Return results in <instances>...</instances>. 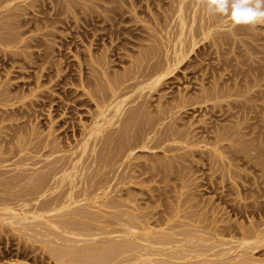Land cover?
Returning <instances> with one entry per match:
<instances>
[{"label":"rangeland","instance_id":"obj_1","mask_svg":"<svg viewBox=\"0 0 264 264\" xmlns=\"http://www.w3.org/2000/svg\"><path fill=\"white\" fill-rule=\"evenodd\" d=\"M97 1L0 0V173L3 172L0 175V262L88 264L92 258L90 264H166L164 255H169L168 250H176L174 255L186 258H178V255L175 258L171 253L176 262L170 263L169 256L167 264H205L207 261L227 264L228 260L264 264V24L231 28L226 17L209 13L201 0ZM71 6L77 7L72 9ZM180 10L185 17L180 18ZM97 11L104 13L101 22L98 20L101 24L95 22L99 16H94ZM100 25L106 30L102 27L99 30ZM106 51L111 53H108L109 66L105 64L104 81L92 68ZM180 52L189 54L185 58L188 65H174ZM151 71L156 74L148 77ZM166 73L162 81L156 83L157 90H146L153 79ZM93 75L96 77L90 88L87 78ZM110 77L114 78L113 83ZM122 77L128 80L124 83ZM134 78L140 81L129 89L130 96L127 93L129 98L123 104L125 111L130 108L136 113L129 111L134 114L128 112L130 117L125 121L117 112L119 98L115 100L110 96L111 90L107 92L117 81L115 87L135 81ZM107 81L113 86L109 87L112 84L108 85ZM212 86L229 88L230 96L195 100V96L210 93ZM89 90L97 95L102 90L101 103L105 105L93 102L86 94ZM82 97L84 101L78 104ZM101 107L109 109L108 116L115 124L111 122L104 128L106 123L102 122L104 126L99 128L102 132L94 121V114ZM226 109L230 110L224 112ZM92 125L94 129L91 128L88 135ZM110 130H114V134ZM218 131L230 136L226 135L229 137L221 141L217 138ZM160 134L164 142L157 141ZM117 135H122V139ZM86 136L90 137L89 141ZM117 139H121L120 145L123 139L126 141L123 148L120 147L122 152L118 150ZM85 140L89 143L87 150L80 148L81 143L85 146ZM156 141L160 145L157 146ZM40 147L43 150L39 152ZM114 147H118L117 150ZM19 156L24 158L19 159ZM60 157H64L61 162L65 163L61 164L60 160L54 163ZM16 158L20 162H16ZM43 174L47 177L39 178ZM79 176L84 178L80 181ZM112 177L116 179L111 180ZM71 195L75 197L72 201ZM47 200L45 206L42 202ZM78 209L80 213H87L77 215ZM122 212L126 218L121 217ZM134 216L140 223H136ZM124 219L133 222L132 225L142 224L145 219L142 226L148 225V228L140 230V234L137 227L125 224ZM84 225L88 229L80 230ZM119 240L134 244L133 249L117 253L123 251ZM113 245L121 248L118 246L115 251ZM82 248H91L92 257L85 258L89 260L85 263L79 262L80 257H77L82 254L86 257L83 252L86 249L81 251ZM105 248L110 251H103L105 255L99 258V252ZM139 253L142 255L138 256ZM189 255H193V259ZM82 257L81 261H85ZM111 257V261L108 260Z\"/></svg>","mask_w":264,"mask_h":264},{"label":"bare ground","instance_id":"obj_2","mask_svg":"<svg viewBox=\"0 0 264 264\" xmlns=\"http://www.w3.org/2000/svg\"><path fill=\"white\" fill-rule=\"evenodd\" d=\"M26 1H27V0H26ZM29 1H30V0H29ZM98 1H99V0H98ZM98 1H97V2H98ZM102 1H103V0H102ZM1 2H2V1H1ZM59 2H60V1H59ZM78 2H79V1H78ZM99 2H100V1H99ZM24 4H25V3H24ZM24 4H23V5H24ZM69 4H70V3H69ZM72 4H73V3H72ZM17 5H18V4H17ZM56 5H57V4H56ZM86 5H87V4H86ZM60 6H61V4H60ZM65 6H66V5H65ZM69 7H70V6H69ZM71 7H72V9H73V8H76L77 6H76V7L71 6ZM89 7H90V6H89ZM21 8H22V7H21ZM63 8H65V7H63ZM67 8H68V6H67ZM85 8H86V7H85ZM182 8H183V7H181V9H182ZM6 9H7V8H6ZM9 9H10V8H9ZM12 9H13V8H12ZM25 9H26V8H25ZM56 9H57V8H56ZM61 9H62V6H61ZM68 9H69V8H68ZM77 9H78V8H77ZM83 9H84V8H83ZM94 9H95V8H94ZM101 9H102V8H101ZM63 10H65V9H63ZM70 10H71V9H70ZM75 10H76V9H75ZM113 10H114V9H113ZM184 10H185V9H184ZM9 11H10V10H9ZM18 11H19V10H18ZM65 11H66V10H65ZM91 11H92V10H91ZM103 11H104V10H103ZM111 11H112V10H111ZM163 11H164V10H163ZM166 11H167V10H166ZM7 12H8V11H7ZM60 12H61V11H60ZM71 12H72V11H71ZM82 12H83V11H82ZM99 12H101V11H99ZM116 12H117V11H116ZM84 13H85V11H84ZM86 13H87V12H86ZM96 13H97V14H94V16H95V15H96V16L99 15L98 17L95 16L96 19L98 18L97 20H95V22L97 23L98 20L100 21V20L103 19V17H104L103 14H104V13H102V12H101V13H98V11H97ZM110 13H111V12H110ZM122 13H123V12H122ZM165 13H166V12H165ZM183 13H185V12L183 11ZM9 14H10V13H9ZM82 14H83V13H82ZM167 14H168V13H167ZM179 14H180V18L184 16V14H183V16H182V10H180V13H179ZM3 15H4V14H3ZM5 15H7V14H5ZM58 15H59V14H57V16L55 15L56 18L58 17ZM61 15H62V14H61ZM86 15H87V14H86ZM89 15H91V14H89ZM89 15H88V16H89ZM100 15L102 16V18H99ZM115 15H116V14H115ZM68 16H69V15H68ZM70 16H71V15H70ZM88 16H87V17H88ZM108 16H109V15H108ZM108 16H105V18L108 17ZM118 16H119V15H118ZM121 16H122V15H121ZM185 16H186V15H185ZM185 16H184V17H185ZM4 17H5V16H4ZM75 17H76V16H75ZM77 17H78V16H77ZM92 17H93V16H92ZM95 17L93 18V20L95 19ZM1 18L3 19V16H1ZM66 18H67V17H66ZM83 18H84V16H83ZM110 18H111V17H110ZM52 19H53V18H52ZM67 19H68V18H67ZM111 19H112V18H111ZM215 19H216V18H215ZM217 19H218V18H217ZM219 19H220V18H219ZM0 20H1V19H0ZM58 20H59V19H58ZM86 20H87V19H86ZM90 20H91V19H90ZM93 20H92V21H93ZM106 20H107V19H104L103 21H106ZM209 20H210V19H209ZM47 21H48V20H47ZM51 21H52V20H51ZM51 21H50V22H51ZM84 21H85V20H84ZM92 21H91V22H92ZM99 21H98V23L101 22V21H100V22H99ZM114 21H115V20H114ZM211 21H212V20H211ZM3 22H5V21H3ZM43 23H44V22H43ZM92 23L94 24V22H92ZM110 23H111V22H110ZM215 23H216V22H215ZM1 24H2V23H1ZM100 24H101V23H100ZM105 24H106V23H105ZM105 24H104V25H105ZM116 24H117V23H116ZM82 25H83V24H82ZM88 25H89V24H88ZM94 25H95V24H94ZM18 26H19V25H18ZM108 26H109V25H108ZM117 26H119V25H117ZM84 27H85V26H84ZM98 27H99V30H100V28L102 27V25H100V26H98ZM104 27H105V26H104ZM43 28H45V27H43ZM102 28H103V27H102ZM111 28H112V27H111ZM242 28H243V26H242ZM53 29H54V28H53ZM95 29H96V27H95ZM103 29H104V28H103ZM120 29H121V28H120ZM0 30H1V28H0ZM101 30H102V29H101ZM104 30H106V29H104ZM108 30H111V29H108ZM116 30H117V29H116ZM11 32H12V30H11ZM47 32H48V31H47ZM96 32H98V30H97ZM108 32H109V31H108ZM112 32H113V29H112ZM239 32H240V31H239ZM49 33H50V32H49ZM149 33H150V32H149ZM93 34H94V33H93ZM97 34H98V33H97ZM13 35H14V34H13ZM37 35H38V34H37ZM44 35H45V34H44ZM90 35H91V34H90ZM100 35H101V34H100ZM46 36H47V34H46ZM0 37H1V36H0ZM3 37H4V36H3ZM6 37H7V36H6ZM33 37H34V36H33ZM38 37H39V36H38ZM38 37H37V38H38ZM147 37H148V36H147ZM17 38H18V37H17ZM17 38H16V39H17ZM84 38H85V37H84ZM87 38H88V37H87ZM0 39H1V38H0ZM24 39H25V38H24ZM24 39H22V40H24ZM39 39H40V38H39ZM90 39H91V38H90ZM101 39H102V38H101ZM2 40H3V39H2ZM6 40H7V39H6ZM6 40H3V41H6ZM13 40H15V39H13ZM28 40H29V39H28ZM45 40H46V38H45ZM10 41H11V40H10ZM16 41H17V40H16ZM19 41H20V39H19ZM19 41H18V42H19ZM41 41H42V39H41ZM93 41H94V40H93ZM89 42H90V41H89ZM39 44H40V43H39ZM90 44H91V43H90ZM45 46H46V45H45ZM118 46H119V45H118ZM86 48H89V47H86ZM115 48H116V46H115ZM5 49H6V48H5ZM5 49H4V50H5ZM47 49H48V48H47ZM131 49H133V48H131ZM6 50H7V49H6ZM90 50H91V49H90ZM107 50H108V49H107ZM121 50H122V49H121ZM2 51H3V50H2ZM7 51H9V50H7ZM113 51H115V50H113ZM116 51H117V50H116ZM116 51H115V52H116ZM15 52H16V51H15ZM15 52H14V53H15ZM46 52H47V51H46ZM102 52H103V51H102ZM106 52H107V51H106ZM117 52H118V51H117ZM108 53H111V52L109 51V52H107L104 56H102L101 59L98 60V62H97L98 65L95 66L94 68H92V70L99 72V73H97L98 76H99V74H100V75L104 78V81H105V79H106V78H105V73L107 72V71L105 72V70L107 69V68L105 67V64L108 65V63H109V59H108V58H109V55H110V54L108 55ZM176 53H177V52H176ZM183 53H184V52H183ZM24 54H25V53H24ZM46 54H47V53H46ZM127 54H128V53H127ZM180 54H181L180 57L177 58L175 62H173V63H175L174 65L177 66V65H179V64H181V63H184L185 66L188 65L189 62H187V60H186L185 58H187L189 54L187 53V55H186V52H185V54H182V53L180 52ZM18 55H19V53H18ZM21 55H22V54H21ZM31 55H32V54H31ZM43 55H44V54H43ZM84 55H85V54H84ZM89 55H90V54H89ZM100 55H101V54H100ZM112 55H113V54H112ZM97 56H98V55H97ZM177 56H178V55H177ZM34 57H35V56H34ZM41 57H42V56H41ZM44 57H45V56H43V58H44ZM98 57H100V56H98ZM22 59H24V58H22ZM32 59H33V58H32ZM41 59H42V58H41ZM45 59H46V58H45ZM110 60H111V59H110ZM135 60H136V59H135ZM32 61H33V60H32ZM42 61H43V60H42ZM113 61H114V60H113ZM172 61H173V60H172ZM90 62H91V61H90ZM133 62H135V61H133ZM139 62H140V61H139ZM168 62H169V60H168ZM54 63H55V62H54ZM77 63H78V61H77ZM79 63H80V62H79ZM147 63H148V62H147ZM147 63H145V64H147ZM170 63H171V61H170ZM58 64H59V63H58ZM110 64H111V62H110ZM137 64H138V63H137ZM139 64H140V63H139ZM167 64H168V63H167ZM167 64H166V65H167ZM55 65H56V64H55ZM94 65H95V64H94ZM140 65H141V64H140ZM168 65H170V64H168ZM77 66H79V64H78ZM80 66H81V65H80ZM108 66H109V65H108ZM162 66H163V65H162ZM60 67H61V66H60ZM138 67H139V65H138ZM141 67H142V66H141ZM167 67H168V66H167ZM171 67H172V66H171ZM150 68H151V67H149V70H151ZM153 68H154V67H153ZM159 68H160V67H159ZM79 69H80V68H79ZM81 69H82V68H81ZM81 69H80V70H81ZM132 69H133V68H132ZM136 69H137V68H136ZM144 69H145V68H144ZM57 70H58V68H57ZM108 70H109V68H108ZM145 70H146V69H145ZM152 70H154V69H152ZM170 70H171V69H170ZM75 71H76V70H75ZM139 71H140V70H139ZM155 71H156V70H155ZM155 71L148 72V73H150L151 75L149 76V74H148L147 76H148V77H151L152 74H153V75H154V73L156 74ZM158 71H159V70H157V72H158ZM111 72H112V71H111ZM114 72H115V71H114ZM124 72H125V70H124ZM126 72H127V71H126ZM135 72H136V70H135ZM137 72H138V71H137ZM140 72L144 73L142 70H141ZM58 73H60V72H58ZM79 73H81V72H79ZM91 73H92V72H91ZM95 73H96V72H95ZM108 73H109V72H108ZM118 73H119V72H118ZM167 73H170V71L167 72ZM167 73H166L165 75H161L162 77H158V79H155V81H154V79H153V82H152V83L150 82V84H148V85L146 86V90H148V92H149V91L152 92V91L157 90V89H158V87H156V86H158L157 84H158L160 81H162L163 77L166 76ZM62 74H63V73H62ZM97 74H96V75H97ZM121 74H122V73H121ZM134 74H136V73H134ZM82 75H83V74L80 75V78H81ZM109 75H110V74H109ZM122 75H123V74H122ZM122 75H121V76H122ZM136 75H137V74H136ZM136 75H135V76H136ZM144 75L146 76V74H144ZM58 76H60V75H58ZM101 76H100V77H101ZM111 76H112V75H111ZM118 76H120V75L118 74ZM124 76H125V74H124ZM124 76H123V77H124ZM126 76H127V75H126ZM137 76H138V75H137ZM142 76H143V74H142ZM147 76H146V77H147ZM83 77H84V76H83ZM86 77H87V75H86ZM95 77H96V76L93 75V76L87 78V81H88V84H89L90 88H91V84L94 83ZM102 77H101V78H102ZM108 77H109V76H108ZM123 77H122V78H123ZM143 77H144V76H143ZM119 78L121 79V77H119ZM119 78H118V79H119ZM125 78L127 79V77H125ZM136 78H137V77H136ZM220 78H221V77H220ZM98 79H99V78H98ZM98 79H97V80H98ZM111 79H114V78H111V77H110V81H111ZM120 79H119V81L121 82L122 80H120ZM73 80H74V79H73ZM82 80H83V78H82ZM82 80H81V81H82ZM84 80H85V79H84ZM99 80H100V79H99ZM123 80H124V78H123ZM127 80H128V79H127ZM127 80H124V83H125ZM134 80H135V78H134ZM218 80H219V79H218ZM57 81H58V80H57ZM81 81H80V82H81ZM85 81H86V80H85ZM101 81H103V79H102ZM113 81H114V80H113ZM139 81H140V80H139ZM139 81L135 80V81H132V82H130V83H127V84H125V85H123V86H117V87H115V85L118 84V83H117L118 81H117V82H116V80L114 81V84H115V82H116V84H115L114 86H113V84H112V83H113L112 81H111L112 83L110 82L112 85L107 81V82H108L107 84H108V85H109V84L111 85V86H109V87H112V86H113L112 89H111V88L108 89L109 92H107V93H110V90H111V93H110V94H111V95H110L111 98H113V99H115V100H116L117 98H119V100L117 99V100L119 101V106H118V108H117V112L121 113V115H123V116L125 117V118L123 117V119H125V121H126V119L129 120L130 114L133 116L134 112L136 113V110L134 111V109H132V110L130 111V108H128V110L126 109V111H125V110H124V107H125V106H124L123 103H124V102L126 101V99H128L129 96H130V94L128 93V92H130L129 89H130V88L133 89V87H136V85L139 83ZM72 82H73V81H72ZM76 82H77V80H76ZM76 82H75V84H76ZM214 82H215V81H214ZM124 83H123V84H124ZM156 83H157V84H156ZM1 84H2V83H1ZM55 84H56V83H55ZM57 84H58V83H57ZM67 84H69V83H67ZM75 84H74V85H75ZM78 84H79V83H78ZM97 84H98V83H97ZM97 84H96V85H97ZM99 84H101V83H99ZM104 84H106V82H105ZM107 84H106V85H107ZM120 84L122 85V83H120ZM120 84H119V85H120ZM60 85H61V83H60ZM80 85L82 86L81 83H80ZM96 85L94 84V86H96ZM213 85H214V84H213ZM92 86H93V85H92ZM204 86H205V85H204ZM220 86H221V85H220ZM83 87H85V86L83 85ZM103 87H104V85H102V89H103ZM109 87H108V88H109ZM144 87H145V86H144ZM212 87H213V86H212ZM38 88H39V87H38ZM72 88H73V87H72ZM95 88H96V87H95ZM95 88H94V90H95ZM99 88L101 89V86H100ZM156 88H157V89H156ZM202 88H203V87H202ZM47 89H48V88H47ZM47 89H46V90H47ZM52 89H53V88H52ZM82 89H83V88H82ZM88 89H89V88H88ZM210 89H212V88H210ZM226 89H227V88H226ZM226 89H224V88H222V87H219V86H218V87L215 86V87H213L212 91H208V92H210V93H208V94H207V93H206V94L204 93V94H201V95H199V96H197V97L195 96V100L197 101V99H200V101H201V100H205V101H206V100H208V99H212L213 96H214V97L216 96L217 98H219V97H221V96H225V95H227V96L229 95V96H230V94H228V93H229V91H228L229 88L227 89V91H226ZM73 90H74V89H73ZM92 90H93V89H92ZM97 90H98V89H97ZM106 90H107V89H106ZM35 91H37V90L35 89ZM35 91H34V92H35ZM38 91H39V90H38ZM42 91H43V89H42ZM81 91H82V90H81ZM85 91H87V90H85ZM143 91H144V90H143ZM44 92H45V91H44ZM49 92H50V91H49ZM51 92H52V90H51ZM53 92H54V90H53ZM53 92H52L51 94H53ZM68 92H69V91H68ZM71 92H72V91H71ZM83 92H84V91H82V94L85 93V92H84V93H83ZM100 92H101V94H99V92H98V95H99V96L96 94L97 92L95 93V92H92V91H90V90H89L86 94H87V96H89V97L91 98V100H92L93 102L95 101L96 104L98 105V103L100 104V103L103 101V100L101 101V99L104 98V97L101 96L103 91L101 90ZM37 93H38V92H37ZM40 93H41V92H40ZM69 93H70V92H69ZM76 93H77V91H76ZM78 93H79V92H78ZM104 93H105V92H104ZM107 93H106V94H107ZM127 93H128L129 96L127 95ZM28 94H29V93H28ZM46 94H47V93H46ZM54 94H55V93H54ZM66 94H67V92H66ZM74 94H75V93H74ZM82 94H81V95H82ZM24 95H25V94H24ZM35 95H36V94H35ZM44 95H45V94H44ZM69 95H70V94H69ZM77 95H79V94H77ZM84 95H85V94H84ZM104 95H105V94H104ZM59 96H60V95H59ZM85 96H86V95H85ZM106 96H107V95H105V97H106ZM127 96H128V97H127ZM139 96H140V94H139ZM61 97H62V96H61ZM66 97H67V96H66ZM107 97H108V96H107ZM25 98H26V97H25ZM82 98H83V97H82ZM90 98H89V99H90ZM182 98H184V97H182ZM190 98H191V97H190ZM190 98H189V99H190ZM51 99H52V98H51ZM68 99H69V97H68ZM187 99H188V98H187ZM65 100H66V99H65ZM77 100H78V99H77ZM91 100H90V101H91ZM181 100H182V99H181ZM195 100H193V101H195ZM83 101H84V98H83L82 100H80V101L78 102V104L81 103V102H83ZM104 101L106 102L107 100H104ZM118 101H117V102H118ZM200 101H199V102H200ZM228 101H229V100H228ZM234 101H235V100H234ZM240 101H241V100H240ZM66 102H67V101H66ZM85 102H86V101H85ZM191 102H192V101H191ZM229 102H231V101H229ZM61 103H63V102H61ZM68 103H69V101H68ZM75 103H76V101H75ZM180 103H181V102H180ZM226 103H227V102H226ZM231 103H232V102H231ZM233 103H234V102H233ZM65 104H67V103H65ZM73 104H74V102H73ZM101 104H102V103H101ZM103 104H104V103H103ZM103 104H102V106H103ZM140 104H143V103H140ZM185 104H186V103H185ZM223 104H224V103H223ZM228 104H229V103H228ZM243 104H244V102H243ZM70 105H71V104H70ZM104 105H105V104H104ZM136 105H137V104H136ZM177 105H178V104H177ZM236 105H237V104H236ZM236 105H235V106H236ZM238 105H241V104H238ZM245 105H246V104H245ZM182 106H183V105H182ZM213 106H214V105H213ZM218 106H219V105H218ZM73 107H74V105H73ZM76 107H77V106H76ZM106 107H107V106H106ZM177 107H178V106H177ZM220 107H221V106H220ZM239 107H241V106H239ZM65 108H66V107H65ZM68 108H69V107H68ZM101 108H103V109H101ZM101 108H100V111L97 110V111H98V115H96L97 111H96V112L94 111V112H95L94 116H96V118L94 119V121H95V123H97V124H96L97 129L101 128L100 125H102V122H103V124L106 123L105 126L102 125V127L104 126V128H105L106 126L109 127L110 124H111V122H112V121H111L112 118H109V116H108V115H109V114H108L109 109H107V108L104 109L105 107H101ZM141 108H142V107H141ZM212 108H213V107H212ZM214 108H215V107H214ZM214 108H213V109H214ZM72 109H73V108H72ZM79 109H80V108H79ZM164 109H165V108H164ZM215 109H216V108H215ZM215 109H214V110H215ZM227 109H228V108H227ZM227 109H226L224 112L230 110V109H229V110H227ZM241 109H242V108H241ZM68 110H69V109H68ZM73 110H74V109H73ZM162 110H163V109H162ZM220 110H222V107L220 108ZM233 110H234V108H233ZM87 111H88V110H87ZM129 111H130V112L134 111V112H133V114H132V113H130ZM137 111L139 112L140 109H138ZM210 111H211V110H210ZM218 111H219V110H218ZM63 112H65V111H63ZM128 112H129L130 114H129ZM138 112H137V114H138ZM140 112H141V111H140ZM166 112H167V111H166ZM232 112H233V111H232ZM92 113H93V112H92ZM142 113H143V111H142ZM212 113H213V110H212ZM67 114H68V112H67ZM75 114H76V113H75ZM106 114H107V116H106ZM217 114H218V113H217ZM224 114H225V113H224ZM228 114H229V113H228ZM231 114H232V113H231ZM62 115H63V114H62ZM68 115H69V114H68ZM68 115H66V116H68ZM142 115H143V114H142ZM221 115H222V114H221ZM229 115H230V114H229ZM232 115H233V114H232ZM232 115H231V116H232ZM70 116H71V114H70ZM98 116H102V118H101V117L99 118ZM92 117H93V114H92ZM92 117H91V118H92ZM140 117H141V116H140ZM145 117H146V116H145ZM157 117H158V116H157ZM108 118H109V119H108ZM134 118H137V116L135 115ZM134 118H132V119L134 120ZM149 118H150V117H149ZM149 118H147V119H149ZM92 119H93V118H92ZM104 119H105V122H104V121H101V120H104ZM106 120H107V122H106ZM133 120H132V121H133ZM139 120H140V119H139ZM149 120H150V119H149ZM158 120H159V119H158ZM97 121H98L99 123L101 122V124L98 125V122H97ZM125 121H124V122H125ZM130 121H131V120H130ZM141 121H142V120H141ZM143 121H144V120H143ZM150 121H151V120H150ZM51 122H52V121H51ZM51 122H50V123H51ZM124 122H123V123H124ZM239 122H240V121H239ZM52 123H53V122H52ZM52 123H51L50 125H52ZM93 123H94V122H93ZM112 123H113V122H112ZM117 123H118V122H117ZM119 123H120V122H119ZM123 123H122V124H123ZM125 123H126V122H125ZM134 123H135V120H134ZM141 123H142V122H141ZM113 124H114V123H113ZM122 124H121V125H122ZM126 124H128V123H126ZM88 125H89V124H88ZM88 125H87V126H88ZM94 125H95V124H94ZM94 125H92V127H90V130H89V134H88V135L91 134L90 131H91V128H93ZM114 125H115V124H114ZM118 125H119V124H118ZM121 125H120V129L122 128ZM136 125H137V124H136ZM151 125H152V124H151ZM234 125H235V124H234ZM52 126H53V125H52ZM87 126H86V127H87ZM90 126H91V125H90ZM98 126H99V127H98ZM112 126H113V125H112ZM126 126H127V125H126ZM139 126H140V125H139ZM123 127H124V126H123ZM132 127H134V126H132ZM136 127H137V126H136ZM234 127H235V126H234ZM234 127H232V129H233ZM237 127H238V123H237ZM31 128H32V127H31ZM33 128H34V127H33ZM118 128H119V127H118ZM125 128H126V127H125ZM138 128H139V127H138ZM145 128H146V127H145ZM154 128H155V126H154ZM154 128H152V129L154 130ZM51 129H52V127L50 128V130H51ZM85 129H86V128H85V126H84V129H83V130H85ZM88 129H89V128H88ZM93 129H94V128H93ZM93 129H92V130H93ZM101 129H102V128H101ZM115 129H117V128L115 127ZM120 129H119V130H120ZM174 129H175V128H174ZM27 130H28V128H27ZM33 130H34V129H33ZM36 130H37V128H36ZM39 130H40V129H39ZM52 130H53V129H52ZM99 130H100V129H99ZM103 130H104V129H103ZM123 130H124V128H123ZM125 130H126V129H125ZM125 130H124V131H125ZM127 130H128V129H127ZM144 130H145V129H144ZM236 130H237V129H236ZM240 130H241V129H240ZM17 131H18V130H17ZM93 131H94V130H93ZM100 131L102 132V130H100ZM100 131H98V133H101ZM104 131H106V130H104ZM110 131H111V130H110ZM117 131H118V130H117ZM132 131H133V130H132ZM137 131H138V130H137ZM137 131H135V132H137ZM139 131H140V129H139ZM142 131H143V129H142ZM145 131H146V130H145ZM165 131H166V130H165ZM216 131H217V130H216ZM220 131H221V130H220ZM232 131H233V130H232ZM24 132H25V131H24ZM30 132L33 133L32 131H30ZM30 132H29V133H30ZM84 132H85V131H84ZM112 132H114V130H112L111 133H112ZM135 132H134V133H135ZM154 132H155V130H154ZM158 132H159V131H158ZM167 132H168V131H167ZM169 132H170V131H169ZM218 132H219V131H218ZM230 132H231V131H230ZM235 132H236V131H235ZM1 133H2V132H1ZM21 133H22V132H21ZM25 133H26V132H25ZM52 133H53V132H52ZM85 133H86V132H85ZM87 133H88V132H87ZM96 133H97V132H96ZM107 133H108V132H107ZM115 133H116V132H115ZM118 133H120V132L118 131ZM126 133H127V132H126ZM165 133H166V132H165ZM226 133H227V132H225V133H223V132L220 133V132H219L218 134L216 133V134L218 135L217 138H219V139L221 138V141H222V138H224V139H225V138H228L230 135H229V134H226ZM228 133H229V132H228ZM231 133H232V132H231ZM36 134L38 135V133H36ZM83 134H84V133H83ZM109 134H110V132H109ZM112 134H114V133H112ZM120 134H121V133H120ZM137 134H138V133H137ZM86 135H87V134H86ZM104 135H105V138H106V134H104ZM104 135H103V136H104ZM118 135H119V134H118ZM118 135H117V136H118ZM129 135L131 136V134H129ZM133 135H134V134H133ZM226 135H229V136L226 137ZM237 135H238V134H237ZM25 136H26V135H25ZM83 136H84V135H83ZM101 136H102V134L100 135V137H101ZM121 136H122V135H121ZM121 136H120V137L118 136V137L122 139ZM139 136H140V135H139ZM143 136H144V135H143ZM165 136H166V135H165ZM233 136H234V135H233ZM29 137H31V136H29ZM86 137H88V141H89V138H90V137H89V136H86ZM118 137H117V138H118ZM124 137H125V139H126V135H125ZM124 137H123V138H124ZM132 137L134 138V136H132ZM135 137H136V136H135ZM166 137H167V136H166ZM185 137H186V136H185ZM231 137H232V135H231ZM237 137H238V136H237ZM240 137H242V136H240ZM32 138H33V140H32V139H31V140L34 141V140H35V139H34L35 137L32 136ZM84 138H85V137H84ZM127 138L129 139L130 137H128V135H127ZM137 138H138V136H137ZM139 138L141 139L142 137H139ZM139 138H138V139H139ZM162 138H163V137H162ZM217 138H216V139H217ZM43 139H44V138H43ZM43 139H42V141H43ZM85 139H86V138H85ZM94 139H96V138L94 137ZM110 139H111V138H110ZM113 139H114V138H113ZM121 139H119V140H121ZM125 139H123L124 141L122 142V144H123L124 142H126ZM138 139L135 138V140H138ZM142 139H143V138H142ZM152 139H153V138H152ZM152 139H151V141H152ZM157 139H158V137H157ZM164 139H165V138H164ZM184 139H185V138H184ZM230 139H231V138H230ZM233 139H234V138H233ZM29 140H30V139H29ZM119 140L117 139L118 142H116V143L119 144ZM126 140H127V139H126ZM155 140H156V138H155ZM160 140H163V139H161V134H160L159 140H157V141L159 142ZM182 140H183V139H182ZM235 140H236V139H235ZM42 141H39V142L41 143ZM44 141H45V140H44ZM47 141H48V140H47ZM51 141H52V140H51ZM51 141H49V142H51ZM53 141H54V140H53ZM53 141H52V142H53ZM78 141H79V140H78ZM88 141L85 140V142H86L85 146H83L84 144L81 143L82 146H81V147L79 146V147H80V148L83 147V149H84V147H85V150H87L86 147L89 146V145H88V144H89ZM108 141H109V140H108ZM115 141H116V138H115ZM140 141H141V140H140ZM140 141L138 140V142H140ZM142 141H143V140H142ZM157 141H156V143H155L156 145H157ZM28 142H29V141H28ZM30 142H31V141H30ZM36 142H38V141H36ZM36 142H34L35 145H37ZM49 142H48V143H49ZM81 142H82V141H81ZM83 142H84V141H83ZM96 142H97V141H96ZM99 142H100V141H99ZM105 142H106V141H105ZM130 142H131V141H130ZM136 142H137V141H136ZM152 142H153V141H152ZM163 142H164V140H163ZM191 142H192V141H191ZM48 143H47V146H48ZM54 143H55V142H54ZM54 143H53V144H54ZM111 143H112V142H111ZM160 143H161V142H160ZM27 144H28V143H27ZM42 144H43V143H42ZM50 144H52V143H50ZM81 144H80V145H81ZM95 144H96V143H95ZM106 144H107V143H106ZM122 144H121V145H122ZM133 144H134V142H133ZM133 144H132V146H133ZM214 144H215V143H214ZM217 144H218V143H217ZM25 145H26V144H25ZM58 145H59V144H58ZM86 145H87V146H86ZM108 145H109V144H108ZM114 145H115V144H114ZM116 145H117V144H116ZM121 145L119 144V148L117 147L118 150L120 149V147L123 148V145H124V144H123L122 146H121ZM134 145H135V144H134ZM158 145H160V144H158ZM158 145H157V146H158ZM26 146H27V145H26ZM32 146L34 147L33 144H32ZM43 146H44V145H43ZM47 146H46V147H47ZM105 146H107V145H105ZM140 146H141V145H140ZM157 146H155V147H157ZM24 147H25V146H24ZM24 147H22L23 150H24ZM27 147H28V146H27ZM35 147H36V146H35ZM41 147H42V146H41ZM41 147H40V148H41ZM52 147H53V145H52ZM37 148H38V147H37ZM42 148H44V147H42ZM42 148H41V150H39V152L43 150ZM47 148H48V147H47ZM53 148H54V147H53ZM114 148H116V147H114ZM117 148H116V150H117ZM124 148H125V146H124ZM133 148H134V147H133ZM14 149H15V148H14ZM17 149H18V148H17ZM26 149H28V148H26ZM32 149H33V148H32ZM38 149H39V148H38ZM78 149H79V148H78ZM101 149H102V148H101ZM112 149H113V148H112ZM19 150H20V149H19ZM34 150L37 151L36 149H34ZM110 150H111V149H110ZM121 150H122V149H120L119 151H121ZM126 150H127V149H126ZM15 151H16V149H15ZM17 151H18V150H17ZM26 151H27V150H26ZM99 151H100V150H99ZM112 151L114 152V149H113ZM5 152H6V151H5ZM11 152H12V151H11ZM18 152H20V151H18ZM24 152H25V151H24ZM28 152H29V151H28ZM56 152H57V151H56ZM101 152H102V150H101ZM101 152H99V153H101ZM109 152H111V151H109ZM121 152H122V151H121ZM124 152H125V150H124ZM16 153H17V152H16ZM91 153H92V152H91ZM117 153H118V152H117ZM19 154H20V153H19ZM97 154H98V153H96V156H97ZM108 154H110V153H108ZM121 154H122V153H121ZM15 155H17V154H15ZM94 155H95V154H94ZM106 155H107V154H106ZM110 155H112V154H110ZM110 155H109V156H110ZM114 155H116V151H115ZM152 155H153V154H152ZM181 155H182V154H181ZM68 156H69V155H68ZM77 156H79V155H77ZM88 156H89V155H88ZM90 156H91V155H90ZM112 156H113V155H112ZM19 157H20V156H19ZM120 157H121V156H120ZM120 157H119V158H120ZM17 158H18V157H17ZM17 158H16V162H20V161H17V160H18ZM23 158H24V157H23ZM23 158L20 157L19 159H23ZM56 158H58V157H56ZM62 158H64V157H62ZM62 158L60 157L59 159H56V160L53 159V160H55L54 163L60 160V163H61V164H64L65 162H61V161H62V160H61ZM68 158H69V157H68ZM75 158H76V157H75ZM86 158H88V157L86 156ZM115 158H116V156H115ZM115 158L112 157L113 162H115V161H114ZM6 159L8 160L9 157H6ZM25 159H26V158H25ZM25 159H24V161H25ZM70 159H71V158H70ZM97 159H98V158H97ZM108 159H109V158H108ZM112 159H110V160H111L110 162H112ZM2 160H3V159H2ZM4 160H5V159H4ZM26 160H27V159H26ZM66 160H67V159H66ZM84 160H85V159H84ZM86 160H87V159H86ZM105 160H106V159H105ZM117 160H118V159H117ZM123 160H125V159H123ZM5 161H6V160H5ZM5 161H4L3 163H5ZM75 161H76V160H75ZM94 161H95V160H94ZM108 161H109V160H108ZM118 161H119V160H118ZM132 161H133V160H132ZM137 161H138V160H137ZM166 161H167V160H166ZM35 162H36V161H35ZM92 162H93V161H92ZM105 162H106V161H105ZM127 162H128V161H127ZM146 162H147V161H146ZM0 163H1V162H0ZM33 163H34V162H33ZM33 163H32V164H33ZM57 163H58V162H57ZM72 163H74V161H73ZM72 163H71V164H72ZM102 163H104L103 160L101 161V164H102ZM164 163H165V162H164ZM61 164H60V166H61ZM109 164H111V163H109ZM112 164H113V163H112ZM115 164H116V162H115ZM119 164H121V163H119ZM156 164H157V163H156ZM22 165H23V164H22ZM65 165H66V164H65ZM102 165H103V164H102ZM149 165H150V164H149ZM1 166H2V164H1ZM62 166H63V165H62ZM90 166H91V165H90ZM111 166H112V165H111ZM141 166H143V165H141ZM163 166L165 167V165H163ZM57 167H58V166H57ZM87 167H88V166H87ZM113 167H114V165H113ZM121 167H122V166H121ZM135 167H136V166H135ZM158 167H159V166H158ZM58 168H59V167H58ZM62 168H63V167H62ZM62 168H61V169H62ZM126 168H127V166H126ZM162 168H163V167H162ZM23 169H24V168H23ZM25 169H26V168H25ZM36 169H37V168H36ZM55 169H56V168H55ZM61 169H60V170H61ZM89 169H90V168H89ZM116 169H117V168H116ZM163 169H165V168H163ZM33 170H34V169H33ZM113 170H114V169H113ZM92 171H93V170H92ZM96 171H98V170H96ZM142 171H143V170H142ZM155 171H156V169H155ZM163 171H164V170H163ZM0 172H1V171H0ZM53 172L55 173V170H54ZM57 172H58V171H57ZM60 172H61V171H60ZM94 172H95V170H94ZM94 172H93V173H94ZM121 172H122V171H121ZM121 172H120V173H121ZM153 172H154V171H153ZM46 173H47V172H45V174H46ZM130 173H131V172H130ZM1 174H3V172L0 173V175H1ZM38 174H39V173H38ZM46 175H48V174H46ZM46 175H44V174H43V176L40 175L41 177H39V178H42V177L44 178ZM52 175H53V174H52ZM54 175H55V174H54ZM54 175H53V176H54ZM72 175H73V174H72ZM72 175H71V176H72ZM113 175H115V173H114ZM38 176H39V175H38ZM48 176H49V175H48ZM63 176H65V175H63ZM63 176L61 175V177H63ZM74 176H75L76 178H78L76 175H74ZM86 176H87V175H86ZM88 176H89V175H88ZM46 177H47V176H46ZM68 177H69V176H68ZM75 177H72V178L74 179ZM79 177H80V176H79ZM82 177H83V176H82ZM114 177H115V176H114ZM122 177H123V176H122ZM126 177H127V176H126ZM128 177H129V175H128ZM131 177H132V176H131ZM135 177H136V176H135ZM33 178H34V177H33ZM49 178H50V177H49ZM63 178H65V177H63ZM63 178H61V179H63ZM69 178L72 179L71 177H69ZM76 178H75V179H76ZM80 178H81V177H80ZM83 178H84V177H83ZM83 178H81L80 181H81ZM85 178H86V177H85ZM88 178H89V177H88ZM88 178H87V179H88ZM120 178H121V177H120ZM133 178H134V177H133ZM34 179H35V178H34ZM90 179H91V178H90ZM97 179H98V178H97ZM104 179H106V178H104ZM113 179H116V178H113V177H112L111 180H113ZM121 179L123 180V178H121ZM128 179H129V178H128ZM36 180H37V179H36ZM40 180H41V179H40ZM52 180H53V179H52ZM88 180H89V179H88ZM91 180H93V179H91ZM107 180H108V179H107ZM107 180H106V181H107ZM111 180H110V181H111ZM50 181H51V180H50ZM54 181H55V180H54ZM95 181H96V180H95ZM98 181H99V179H98ZM98 181H96V182L98 183ZM102 181H104V180H102ZM115 181H116V180H115ZM125 181H126V180H125ZM39 182L41 183V181H39ZM43 182H44V181H43ZM48 182H49V181H48ZM55 182H57V181H55ZM93 182H94V181H92V183H93ZM112 182H113V181H112ZM117 182H118V181H117ZM46 183H47V182H46ZM57 183H59V182H57ZM57 183H56V184H57ZM97 183H96V184H97ZM102 183H103V182H102ZM104 183H105V182H104ZM113 183H114V182H113ZM125 183H126V182H125ZM16 184H17V183H16ZM44 184H45V183H43V185H44ZM52 184H53V183H52ZM70 184H72V183H70ZM83 184H84V183H83ZM85 184H86V183H85ZM99 184H101V183H99ZM53 185H54V184H53ZM60 185H63V184H60ZM72 185H73V184H72ZM111 185H112V184H111ZM39 186H42V185H39ZM76 186H77V185H76ZM26 187H27V186H26ZM33 187H34V186H33ZM53 187H54V186H53ZM73 187H74V186H73ZM113 187H114V186H113ZM114 188H115V187H114ZM114 188H113V189H114ZM27 189H28V188H27ZM41 189H42V188H41ZM74 189H75V188H74ZM115 189H116V188H115ZM44 190H45V189H44ZM59 190H60V189H59ZM124 190H125V189H124ZM28 191H29V190H28ZM66 191H67V190H66ZM69 191H70V190H69ZM72 191H73V189H72ZM56 192H58V191H56ZM111 192H112V191H111ZM34 193H35V192H34ZM43 193L46 194V192H43ZM71 193H72V192H71ZM71 193H70V194H71ZM73 193H74V192H73ZM73 193H72V195H73ZM31 194H32V190H31ZM75 194H76V193H75ZM72 195H71V197H72ZM78 195H80V194H78ZM40 196H41V195H40ZM57 196H58V195H57ZM61 196H62V195H61ZM68 196H69V195H68ZM68 196H67V197H68ZM52 197H53V196H52ZM69 197H70V196H69ZM69 197H68V198H69ZM73 197H74V196H73ZM73 197L71 198V201H72ZM27 198H28V197H27ZM61 198H65V197H61ZM68 198H67V199H68ZM74 198H75V197H74ZM112 198H113V196H112ZM115 198H116V197H115ZM47 199H48V198H47ZM53 199H55V197H54ZM117 199H118V198H117ZM51 200H52V199H51ZM51 200H50V201H51ZM59 200H60V199H59ZM68 200H69V199H68ZM115 200H116V199H115ZM118 200H119V199H118ZM48 201H49V200L45 201V203H44V201H43L42 203L45 204V206H46V203H48ZM54 201H55V200H54ZM54 201H53V202H54ZM109 201H110V200H109ZM111 201H112V200H111ZM119 201H120V200H119ZM59 202H60V201H59ZM112 202H114V200H113ZM112 202H111V203H112ZM115 202H117V201H115ZM125 202H126V201H125ZM55 203H56V202H55ZM104 203H105V202H104ZM119 203H120V202H119ZM129 203H130V201H129ZM107 204H108V203H107ZM109 204H110V202H109ZM113 204H114V203H113ZM116 204H117V203H116ZM123 204H125V203H123ZM123 204H120V205H123ZM132 204H133V203H132ZM47 205H48V204H47ZM55 205H56V204H55ZM63 205H65V204H63ZM110 205H112V204H110ZM120 205H119V206H120ZM128 205H129V204H128ZM128 205H126V206H128ZM130 205H131V204H130ZM45 206H43V207H45ZM48 206H49V205H48ZM59 206H60V205H59ZM61 206H62V205H61ZM61 206H60V207H61ZM107 206H109V205H107ZM135 206H136V205H135ZM53 207H54V206H53ZM55 207H56V206H55ZM115 207H117V205H115ZM45 208H46V207H45ZM78 208H79V207H78ZM123 208H124V207H123ZM46 209H47V208H46ZM53 209H54V208H53ZM76 209H77V208H76ZM79 209H80V208H79ZM79 209H78L77 211H79ZM114 209H115V208H114ZM125 209H126V208H125ZM82 210H83V209H82ZM87 210H88V209H87ZM123 210H124V209H123ZM80 211H81V209H80ZM80 211H79V213H77V215H78V214L81 215L82 213L84 214L85 212L87 213V211H84V212H82V213H80ZM107 211H108V210H106V212H107ZM113 211H114V210H113ZM116 211H117V210H116ZM116 211H115V212H116ZM119 211H122V210H119ZM119 211H118V212H119ZM152 211H153V210H152ZM69 212H71V211H69ZM72 212H73V210H72ZM72 212H71V213H72ZM74 212L76 213L75 210H74ZM115 212H114V213H115ZM123 212H124V211H123ZM123 212L121 213V217H122V218H124V217L126 218V214H125V213H128V214L131 213V212L129 213V211L126 212V210H125V213H123ZM75 213H74V214H75ZM140 213H141V212H140ZM140 213H139V216H138V215H136V216H138V217L143 216V215H142L143 212L141 213V216H140ZM147 213H148V212H147ZM150 213H151V212H149V214H150ZM83 214H82V215H83ZM115 214H117V212H116ZM119 214H120V213H119ZM137 214H138V213H137ZM152 214H153V213H152ZM117 215H118V214H117ZM115 216H116V215H115ZM136 216H134L135 218L133 217L134 220H137V217H136ZM148 216H149V215H148ZM153 216H154V215H153ZM112 217H114V216H112ZM121 217H120V218H121ZM127 217H128V216H127ZM129 217H132V216H129ZM86 218H87V217H86ZM145 218H146V217H145ZM115 219H116V218H115ZM117 219H118V218H117ZM117 219H116V221H117ZM130 219H131V218H130ZM139 219H141V218H139ZM142 219H143V218H142ZM146 219H148V218H146ZM131 220H132V219H131ZM113 221H114V219H113ZM124 221L126 222L125 224L128 223V225L130 224V226L137 227V228L139 229V232H138V233H140V234H141L140 230L142 231V229H144V228H145V230H147L146 228H148V227H147L148 225H147L146 223H145V225H147L146 227H143V226H142V224L144 223L145 219H144V221L141 220V222L143 221L142 224H137V225H132L133 222H131V223H132V224H131V223H129L130 220L127 221V219H126V220L124 219ZM68 222H69V221H68ZM122 222H123V221H122ZM135 222H136V221H135ZM135 222H134V223H135ZM114 223H115V221H114ZM136 223H140V222H138V220H137ZM136 223H135V224H136ZM69 224L72 225V223H69ZM123 224H124V222H123ZM73 225H74V224H73ZM83 227H84V228H83V229H80V230H85V228L88 229V226L86 227V226L84 225ZM121 227H122V226H121ZM122 228H123V227H122ZM124 229H125V228H124ZM149 229H150V228H149ZM126 230H127V229H126ZM145 230H144V231H145ZM86 231H87V230H86ZM117 231H118V230H117ZM84 232H85V231H84ZM84 232H82V233H84ZM85 233H86V232H85ZM135 233H137V232H135ZM138 233H137V234H138ZM116 239H117V238H116ZM123 239H125V238H123ZM125 240H126V239H125ZM127 240H129V239L127 238ZM117 241H118V239H117ZM119 241H121V240H119ZM112 242H114V239H113ZM115 242H116V241H115ZM123 242H124V243H123ZM130 242H132V240H130ZM121 243H122V244H121ZM121 243H120V244H121V246H122L123 251H122V250H121V251L119 250V252H117V253H120V252H122V253H123V252H126V251H127L126 249L129 250V249H131V248L133 247V245H134V244L131 245L130 243L125 242L124 240H122ZM133 243H134V242H133ZM114 244H116V243H114ZM88 246L90 247L91 245H88ZM113 246H115V245H113ZM118 246H119V245H118ZM118 246L116 245V246L114 247V248H115V249H114L115 251L117 250V248H119V247L121 248V246H119V247H118ZM73 247L80 249V248H79L80 246H79V247H78V246H73ZM84 247H87V245L84 246ZM89 247H88V248H89ZM88 248H82V250H81V251H83L84 249H86V250L83 251V252H85L84 254H85L86 257H84V255H83L82 252L80 251L83 257H82L81 255H78V256H77L78 259H79V257H80V259H79L80 261H79V262H81V263H83V262H84V263H85V262H88V261H89L88 259L90 258V256L92 257V255H91V248H90V249H88ZM107 248H108V247H107ZM96 249H98V248H96ZM132 249H133V248H132ZM134 249H135V248H134ZM87 250H88V251L90 250V252H88ZM124 250H126V251H124ZM75 251H76V250H75ZM77 251H79V250H77ZM86 251H87V252H86ZM98 251H99V250H98ZM98 251H97V252H98ZM100 251H101V250H100ZM103 251H108V250H106V248H105L104 250H102V253L99 252V253L101 254L100 257H99L100 254L98 255L99 258H102V256L105 255V254H103ZM109 251H110V249H109ZM109 251H108V252H109ZM153 251H154V250H153ZM168 251H170V253H168L169 255H164V256H167V258H165V260H166L165 262H167V263L169 262V261H167V259H170V258H168V257L171 256V253H173V255H174V252H175L176 250H174V252H173V250H168ZM179 251H180V250H179ZM179 251H177V253H178ZM163 252H164V251H163ZM86 253H87V255H86ZM92 253H93V252H92ZM104 253H105V252H104ZM106 253H107V252H106ZM114 253L116 254V252H114ZM122 253H121V254H122ZM141 253H142V252H141ZM141 253H139L138 256H140ZM153 253L155 254V251H154ZM160 253L162 254V252H160ZM164 253H166V252H164ZM181 253L183 254V251H182ZM186 253H188V252H186ZM79 254H80V253H79ZM115 254L113 255V253H112L111 255H112V256H116ZM121 254H120V255H121ZM124 254H125V253H124ZM143 254H144V253H143ZM146 254H147V253H146ZM146 254H145V255H146ZM150 254L153 255L152 253H150ZM157 254H158V252L156 253V255H157ZM161 254H160V255H161ZM175 254H176V253H175ZM184 254H185V253H184ZM141 255H142V254H141ZM173 255H172V256H173ZM177 255H178V258H179V257H180V256H179L180 254H176V255H174L173 257H175V256H177ZM185 255H186V254H185ZM106 256H108V255H106ZM117 256H118V255H117ZM117 256H116V257H117ZM138 256H137V257H138ZM172 256H171V259H170V260H171L170 263L173 261V260H172V258H173ZM189 256H191V257H189ZM189 256H187V257H189V258H192V257H193V255H189ZM197 256H198V255H197ZM197 256H195V257L197 258ZM199 256H200V255H199ZM81 257L84 258L85 261H81ZM116 257H115V258H116ZM181 257H185V256H181ZM181 257H180V258H181ZM85 258H88V259H85ZM175 258H176V257H175ZM185 258H186V257H185ZM185 258H184V260H185ZM235 258H236V257H235ZM105 259H107V258H105ZM111 259H112V257H111L110 259H108V260L111 261ZM113 259H114V258H113ZM149 259H150V258H149ZM162 259L164 260V258H162ZM173 259H174V258H173ZM181 259H182V258H181ZM181 259H180V260H181ZM187 259H188V258H187ZM192 259H193V258H192ZM229 259H231V258H229ZM236 259H239V258H236ZM86 260H88V261H86ZM97 260H98V259H97ZM101 260H102V259H101ZM101 260L99 259L100 262H101ZM108 260H107V261H108ZM176 260H177V259H176ZM226 260H227V259H226ZM240 260H244V259H240ZM91 261H93L92 258L90 259V262H89L88 264H90ZM94 261H95V260H94ZM105 261H106V260H105ZM211 261H212V260H211ZM224 261H225V260H224ZM229 261H230V260H228V263H227V264H242L240 261H239V262L234 261V260H233V261H230V262H229ZM95 262H96V261H95ZM157 262H158V261H157ZM173 262H176V261H173ZM204 262H205V261H204ZM204 262H203V263H204ZM207 262H208V264H209L210 261H207ZM207 262H205V264H206ZM217 262H218V261H217ZM225 262H226V261H225ZM243 262H245V261H243ZM150 263H152V261H150ZM154 263H155V261H154ZM167 263H166V264H167ZM170 263H169V264H170ZM190 263H192V262H190ZM190 263H189V264H190ZM193 263H195V262H193ZM193 263H192V264H193ZM198 263H199V262H197V264H198ZM212 263H213V262H212ZM246 263H247V262H246ZM246 263H244V264H246ZM249 263H250V262H249ZM0 264H6V263H5V262H0ZM78 264H79V263H78ZM85 264H86V263H85ZM98 264H99V262H98ZM152 264H153V263H152ZM172 264H174V263H172ZM176 264H177V263H176ZM180 264H182V263H180ZM200 264H201V263H200ZM214 264H215V263H214ZM220 264H221V263H220Z\"/></svg>","mask_w":264,"mask_h":264},{"label":"clouds","instance_id":"obj_3","mask_svg":"<svg viewBox=\"0 0 264 264\" xmlns=\"http://www.w3.org/2000/svg\"><path fill=\"white\" fill-rule=\"evenodd\" d=\"M207 11L228 19V26L264 24V0H201Z\"/></svg>","mask_w":264,"mask_h":264}]
</instances>
